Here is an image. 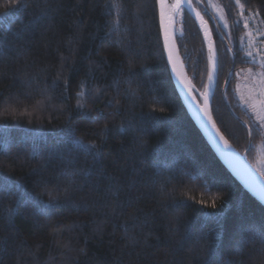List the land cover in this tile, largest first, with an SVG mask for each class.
I'll use <instances>...</instances> for the list:
<instances>
[{
	"label": "trees",
	"instance_id": "1",
	"mask_svg": "<svg viewBox=\"0 0 264 264\" xmlns=\"http://www.w3.org/2000/svg\"><path fill=\"white\" fill-rule=\"evenodd\" d=\"M203 1L190 0L218 53L212 117L252 164L259 135L231 103L250 66L227 45L235 4L218 0L226 31ZM239 2L264 31V0ZM178 15L201 92L204 39ZM0 264H264V208L183 107L155 0H0Z\"/></svg>",
	"mask_w": 264,
	"mask_h": 264
},
{
	"label": "water",
	"instance_id": "2",
	"mask_svg": "<svg viewBox=\"0 0 264 264\" xmlns=\"http://www.w3.org/2000/svg\"><path fill=\"white\" fill-rule=\"evenodd\" d=\"M155 1L164 59L183 107L216 158L239 185L264 208V176L246 160L245 151L240 153L228 142L212 117L211 102L218 74V55L207 21L194 8L190 0ZM177 3H179V7L174 8L173 6ZM180 9H183L191 17L200 30L207 50L208 73L202 92H199L191 84L176 43V21ZM230 73L231 70L228 71L225 82ZM210 74L211 79H209ZM205 112H207V115ZM209 117H211V120H209ZM213 124L215 127H213ZM224 141H227V147Z\"/></svg>",
	"mask_w": 264,
	"mask_h": 264
},
{
	"label": "rangeland",
	"instance_id": "3",
	"mask_svg": "<svg viewBox=\"0 0 264 264\" xmlns=\"http://www.w3.org/2000/svg\"><path fill=\"white\" fill-rule=\"evenodd\" d=\"M233 2L236 9L235 20L241 28L234 41L227 31L228 25L224 19L219 1H203L218 25L227 31L228 48L234 51L237 46L242 52V57L250 64L249 67L234 73V97L231 103L234 101L233 105H237L241 112L245 114L244 121L251 128L250 131L259 135L256 152L252 154L251 159L254 168L264 175V31L258 15L254 11L247 12L240 2L239 4L237 0H233ZM177 29L176 21V32Z\"/></svg>",
	"mask_w": 264,
	"mask_h": 264
},
{
	"label": "snow or ice",
	"instance_id": "4",
	"mask_svg": "<svg viewBox=\"0 0 264 264\" xmlns=\"http://www.w3.org/2000/svg\"><path fill=\"white\" fill-rule=\"evenodd\" d=\"M237 3L239 4V0H237ZM173 7H174V8H178V7H179V3H177V4L174 5ZM166 40H167V37H166ZM210 59H211V57H210ZM209 79H211V74H210V76H209ZM78 95H79V93H78ZM205 114L207 115V112H205ZM209 120H211V117H209ZM213 127H215L214 124H213ZM221 139H223V137H221ZM224 144H225L226 147L228 146V145H227V141H224ZM91 147H94V145L91 146ZM17 187H19V185H17ZM212 207H215V205H212Z\"/></svg>",
	"mask_w": 264,
	"mask_h": 264
}]
</instances>
